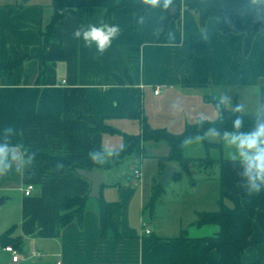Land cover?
Here are the masks:
<instances>
[{
  "label": "crops",
  "instance_id": "0c3cea01",
  "mask_svg": "<svg viewBox=\"0 0 264 264\" xmlns=\"http://www.w3.org/2000/svg\"><path fill=\"white\" fill-rule=\"evenodd\" d=\"M65 1L74 10L57 20L41 73L39 31L50 21L52 0H0V60L30 56L12 73L0 72V133L11 127L15 134L10 139L22 150L42 152L76 166L72 169L62 162L35 158L31 166L18 172L14 165L7 175L0 176V264H212L219 258L218 252L213 249L205 254L204 242L197 245L189 238L213 235L218 227L192 224L201 210L191 202L188 220L182 216V202L175 210L169 198L163 200L164 208L155 204L150 214L145 213L148 186L143 185V179L141 185L132 180V168L139 160L126 158L111 167L104 166L109 162L94 165L88 153L102 145L117 149L123 136L89 131L84 116L104 118L106 124L122 132L139 134L140 119L127 114L136 106V95L148 125L175 134L201 114L207 120L218 117L207 95L226 96L232 106L240 104L244 112L255 113L264 85V27L245 53L244 33H223L217 18L208 19L202 28L197 14L183 5L179 14L175 15L177 8L170 12L160 34V21L166 15L162 7L149 8L135 21V5L143 0ZM253 1L264 4V0ZM113 5L117 8L109 17L108 7ZM90 24L120 28L119 36L103 54L95 45L86 47L74 37L78 28ZM182 76L197 85H182ZM156 87H162L161 93H155ZM207 140L218 142L211 137ZM200 148H204L203 142L193 143L183 148V153L195 157L186 151ZM168 150L162 141L145 144L140 163L157 162L144 171L151 186L165 171L158 159ZM208 153L217 161L212 165L219 178L217 195H241L247 187L238 168L225 158L224 147L211 146ZM168 163L176 170L179 167ZM77 168L104 176L100 197L114 202L113 219L121 236L101 235L100 197L89 196L91 181L77 173ZM30 184L34 188L25 195ZM86 194L89 198L82 221L74 219L62 226L60 199ZM142 226L151 232H142ZM182 230L185 238H180ZM252 240L255 244L246 249L243 260L264 262V213L260 210L254 216ZM8 244L23 258L33 250L41 254L15 262L4 250Z\"/></svg>",
  "mask_w": 264,
  "mask_h": 264
},
{
  "label": "trees",
  "instance_id": "16d2710c",
  "mask_svg": "<svg viewBox=\"0 0 264 264\" xmlns=\"http://www.w3.org/2000/svg\"><path fill=\"white\" fill-rule=\"evenodd\" d=\"M173 6L177 10L175 15L179 14L181 6L193 10L199 20L202 28H205L208 19L217 18L218 28L223 33H244V52L248 53L251 49L255 35L264 27V4L253 0H172ZM116 5L108 7L107 15L111 17V12L116 9ZM143 1L135 5V21L149 9ZM73 6L65 0H52V14L50 21L44 29L39 31L41 36L40 49L37 57L40 60L41 73L45 71V49L53 40L54 26L63 14L72 11ZM170 7L166 9V15L160 21L162 30L164 31L167 20L170 18ZM28 54L18 58H10L9 60H0V72L2 70L12 71L18 67ZM181 83L185 86H195L196 83L190 81L186 76L181 77ZM207 99L216 105L218 98L213 95H207ZM264 100V85L261 87V101ZM136 106L133 110H127L130 117L138 118L141 121V132L139 134H128L122 132L104 122V118L97 119L93 115L84 116L89 122V131H100L108 133H118L123 136V151L119 156L113 157L105 167H111L123 162L126 158L138 159L139 161L145 157V144L152 142H165L169 147L168 154L158 159L161 171L164 170L165 164L168 162L178 164L180 171L176 170L174 177H179L183 172H190L192 166L209 165L212 166L217 161L210 157L208 151L211 146H216L222 150V144L219 142H210L204 140L203 146L206 149V155L203 157H190L183 153L181 142L187 137L203 135L206 129L216 127L218 129L230 128L235 115L232 108L225 107L222 114L214 120H206L203 126L197 123H189L181 133H171L164 128H152L146 122L142 115L141 100L138 95L135 96ZM235 106V105H234ZM243 118L245 127H250L255 120V113L244 112ZM120 148V147H119ZM117 148L116 150H119ZM30 153H35V158H46L52 160L53 163L62 162L75 169L76 166L63 160L55 158L51 155L27 149ZM165 186H161L160 178L154 179L150 189V197L146 207L152 212L155 200L164 191ZM89 196H64L60 199V223L62 226L76 219L81 222L83 219L85 205ZM229 201L227 203L226 201ZM99 218L101 226V235L103 237H119L120 229L113 219V201L105 200L102 196L99 198ZM218 209L213 211H198L196 219L192 224L202 226L204 224H215L218 229L213 235L200 238H189L190 243L197 245L204 242L202 247L203 253H208L215 249L219 258L212 264H264L261 259H254L246 262L243 255L248 247L255 244L252 240L253 220L257 210L264 213V191L260 193H250L247 189L241 195H231L221 193L218 200ZM8 232V231H7ZM6 235V232L3 234ZM4 238V236H3ZM180 238H185V230L181 231Z\"/></svg>",
  "mask_w": 264,
  "mask_h": 264
},
{
  "label": "clouds",
  "instance_id": "9594fccd",
  "mask_svg": "<svg viewBox=\"0 0 264 264\" xmlns=\"http://www.w3.org/2000/svg\"><path fill=\"white\" fill-rule=\"evenodd\" d=\"M143 3L150 8L162 7L166 10L171 6L172 0H143ZM119 33L118 25L90 24L78 28L74 32V37L77 40H83L86 47L95 45L96 51L103 54L111 47ZM225 107H232V112L238 114L234 116L230 128H208L203 135L185 138L181 142V147L200 143L209 137L214 138L224 147L225 158L238 168L247 190L250 193H260L264 191V100L256 106L255 120L250 127H245L243 105L232 106L230 98L221 96L215 105L217 114L221 115ZM206 120L207 117L201 114L197 117L196 123L198 126H203ZM14 134V129L11 127L3 129L0 133V176L7 175L14 165L19 172L35 161V153H30L27 149L22 150L21 145L12 143L10 137ZM121 151H123V145L119 150L102 145L99 149L90 151L88 157L94 165L102 166L111 158L119 156Z\"/></svg>",
  "mask_w": 264,
  "mask_h": 264
},
{
  "label": "rangeland",
  "instance_id": "374dc122",
  "mask_svg": "<svg viewBox=\"0 0 264 264\" xmlns=\"http://www.w3.org/2000/svg\"><path fill=\"white\" fill-rule=\"evenodd\" d=\"M194 149V148H193ZM204 148H200L198 150H190L186 151V153H194L195 157H203L205 156ZM204 151V152H203ZM155 163L154 161L144 160L143 163L141 162L140 165L142 167V179L143 185L146 184L148 192L150 193V184L151 179H145L144 171L148 168H152ZM169 164L166 163L165 166ZM174 166V165H173ZM165 168V167H164ZM119 167V171H120ZM178 171L181 170L180 167L177 168ZM119 171L117 172L119 174ZM120 175V174H119ZM219 182V178L217 177L216 173L212 166L209 165H194V167L190 170V172H184L179 177H174L169 180V182L165 185L164 191L161 195L155 200L154 205L161 206L160 208H164L163 200L166 198L171 199V203L173 204V209H177V203L180 201L182 205H184L183 210V218L188 220L190 215V202L192 205H196L198 210H205V211H213L218 209V201L219 195H217V185ZM147 192V193H148ZM148 193V194H149ZM147 194V196H148ZM146 196V201L148 197ZM174 201V202H173ZM176 203V204H175ZM150 208H145V213L150 214ZM172 222H175V216H172ZM197 217V216H196ZM161 219V218H159ZM158 219V221H160ZM196 219V218H195ZM194 219V220H195ZM217 228L216 225L210 226ZM213 229V228H212ZM210 230V229H209Z\"/></svg>",
  "mask_w": 264,
  "mask_h": 264
},
{
  "label": "water",
  "instance_id": "95a60500",
  "mask_svg": "<svg viewBox=\"0 0 264 264\" xmlns=\"http://www.w3.org/2000/svg\"><path fill=\"white\" fill-rule=\"evenodd\" d=\"M175 10H176V6H172L170 8V12L172 14L175 12ZM76 171L77 173H79L80 175L91 181V189L89 192V196L99 198L102 184L105 181L104 176L99 171L87 170L83 168H77ZM175 171H176L175 166L171 164H167L165 166V171L160 179L161 186H165L167 184V182L174 176Z\"/></svg>",
  "mask_w": 264,
  "mask_h": 264
},
{
  "label": "built area",
  "instance_id": "2783aa9c",
  "mask_svg": "<svg viewBox=\"0 0 264 264\" xmlns=\"http://www.w3.org/2000/svg\"><path fill=\"white\" fill-rule=\"evenodd\" d=\"M162 91V87H156L155 88V93L159 94ZM132 180H133V184L134 185H141L142 184V169H141V165H140V161L138 163H136L133 168H132ZM34 186L32 184L28 185L25 189H24V193L25 195H29L31 194L32 190H33ZM141 231L149 234L151 231L145 227L142 226ZM4 250L9 252L12 256V261H19L20 259H22L23 257L21 256V254L19 253V251L12 245V244H8L4 247ZM41 254V252L33 250L32 253L30 255H26L25 258H32V257H36L39 256ZM58 264H60V262H58Z\"/></svg>",
  "mask_w": 264,
  "mask_h": 264
}]
</instances>
